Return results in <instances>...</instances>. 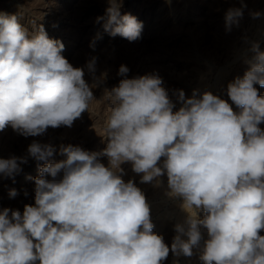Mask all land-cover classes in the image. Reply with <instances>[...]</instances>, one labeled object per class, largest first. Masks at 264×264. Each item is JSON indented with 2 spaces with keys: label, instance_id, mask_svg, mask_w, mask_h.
Returning a JSON list of instances; mask_svg holds the SVG:
<instances>
[{
  "label": "clouds",
  "instance_id": "9594fccd",
  "mask_svg": "<svg viewBox=\"0 0 264 264\" xmlns=\"http://www.w3.org/2000/svg\"><path fill=\"white\" fill-rule=\"evenodd\" d=\"M123 2L107 0L96 23L113 38L135 42L143 22L122 14ZM246 8L240 0V7L225 11L226 33L239 27ZM249 15L257 19L262 13ZM101 38L98 32L93 50ZM64 49L42 26L30 33L20 15L0 12V131L11 127L25 138L43 136L49 128H71L89 112L97 100L93 89L107 72L96 75V56L74 67ZM243 63V75L227 84L228 99L199 89L190 97L182 89L169 90L155 71L129 78L130 69L121 64L118 85L102 97L109 107L102 151L72 144L57 149L34 139L26 155L0 158V179L13 182L29 158L38 162V176L27 177L34 181V204H25L22 213L0 209V264H164L170 253L192 257L194 249H200L202 264H264L259 41L250 42ZM57 152L63 159H50ZM125 163L141 184L160 187L167 177L165 194L179 200L184 213L170 246L154 232L144 192L133 179H123ZM19 194L8 190L9 199ZM23 195H29L26 189Z\"/></svg>",
  "mask_w": 264,
  "mask_h": 264
},
{
  "label": "rangeland",
  "instance_id": "374dc122",
  "mask_svg": "<svg viewBox=\"0 0 264 264\" xmlns=\"http://www.w3.org/2000/svg\"><path fill=\"white\" fill-rule=\"evenodd\" d=\"M244 2L247 3V8L244 10V16L239 27H233L230 33H226L224 13L230 7H240V0H171L170 4L166 3L165 0H124L121 13H131L143 22L141 38L135 42H129L119 36L114 38L109 36L103 32L101 25L96 23V18L105 14V9L108 6L107 0H1L0 12L20 15L21 23L30 33L42 26L50 39L62 41L65 45L62 55L73 66L75 64L74 67H84L90 57L96 56V75L100 76L101 73L106 71L107 78L93 89L97 100L92 102L89 112L83 113L82 117L77 119L71 128L64 126L57 129L49 128L43 136L37 138L20 136L11 127L0 131V158L8 159L11 156L26 155L27 148L34 139L41 143H51L57 149L60 144H72L79 145L89 151H102L106 147V141L101 136L109 113L108 102L102 97L106 88L111 89L113 86L118 85V80L121 77L117 73L121 64L127 65L130 69L129 78L154 71L158 72L165 80L164 86L167 89H182L188 97L192 95L193 89H199L197 84L202 79L207 86L211 87L213 94L228 99L226 95L227 84L237 75L242 76L247 68V65L242 62L250 42L259 41L261 50H264V0H244ZM169 8L170 10H168ZM257 10L262 13L263 18H261L263 20L261 18L259 20L258 18L253 19L249 15L250 11ZM168 11L170 12L168 13ZM259 22L261 23L259 24ZM98 32L102 38L96 41L95 50H93L89 45ZM259 32L262 33L259 34ZM117 43H119V46ZM237 46L240 48L238 49ZM189 49L194 50L189 51ZM239 50L243 51L238 53ZM197 51L202 53L197 54ZM190 55H194L195 58L191 59ZM192 60L195 62H192ZM238 61H242V64ZM191 66L195 69H192ZM216 71L218 74L219 72L222 73V78L217 81L219 85L214 80L218 77ZM84 78L89 84L93 83L92 77L88 74L86 68ZM256 87L259 93L264 95V87L259 85H256ZM199 90L200 92L206 91ZM173 99L175 98L173 97ZM260 127L264 129V124H261ZM50 159L58 161L63 157L59 156L57 152ZM102 162L107 165V158H102ZM43 163L39 162L41 166ZM21 167L23 171L15 177V182L12 179H0V209L8 207L19 209L22 213L25 204H34V181L27 179V177L38 176V162L29 158L28 163L21 165ZM122 168L126 172L123 179L126 182L133 179L139 186L140 177L138 178V175L132 171L131 165L125 163ZM161 179L162 182L164 181L163 183H167L166 176ZM145 185L152 186V184L147 183ZM140 186L139 188L143 190ZM10 188H15L20 193L15 199L8 198ZM164 188L166 189V187L156 189L155 193H151L149 189L147 192L144 189L143 192H146L147 201L154 203L150 204L155 208L151 212L152 222L155 223L154 232L162 235L165 243L170 246L175 235L174 227L172 228V226L161 222L160 215L162 212L178 205L179 200H169V197L165 194L167 189ZM25 189L29 193L27 197L23 195ZM159 189L161 192H159ZM163 189L164 191H162ZM260 235H264V231ZM204 236L206 239V232H204ZM202 245L203 241L201 247ZM194 250L197 252L194 251L192 257L180 256L177 258L170 253L164 264H172L174 259L178 260V264H186V262L187 264H202L198 256L200 255V249Z\"/></svg>",
  "mask_w": 264,
  "mask_h": 264
},
{
  "label": "bare ground",
  "instance_id": "6f19581e",
  "mask_svg": "<svg viewBox=\"0 0 264 264\" xmlns=\"http://www.w3.org/2000/svg\"><path fill=\"white\" fill-rule=\"evenodd\" d=\"M1 1V0H0ZM160 1V0H159ZM183 2V1H182ZM236 2V1H235ZM189 3V2H188ZM191 4V3H190ZM194 4V3H193ZM247 4V3H246ZM173 5V4H172ZM168 7V6H167ZM194 7V6H193ZM256 7V6H255ZM1 8V7H0ZM10 8V7H9ZM17 8V7H16ZM4 9V8H3ZM12 9V8H11ZM189 9V8H188ZM167 10V8L165 9V11ZM168 10H170V8L168 9ZM249 10V9H248ZM158 11V10H157ZM173 11V10H172ZM258 11V10H257ZM161 12V11H160ZM170 11H168V13H169ZM182 12V11H181ZM12 13V12H11ZM163 15V14H162ZM174 15V14H173ZM176 15V14H175ZM189 15V14H188ZM171 16V15H170ZM177 16H178V14H177ZM78 17V16H77ZM167 17V16H166ZM182 17V16H181ZM194 17V16H193ZM246 17V16H245ZM263 18V16H260L259 18ZM86 18V17H85ZM169 18V17H168ZM171 18V17H170ZM180 18V17H179ZM259 18H258V20H259ZM261 18V20H263ZM173 19V18H172ZM177 19V18H176ZM171 20V19H170ZM175 20V19H174ZM173 20V21H174ZM261 22H263V21H261ZM261 22H259V24L261 23ZM180 23V22H179ZM177 25V24H176ZM188 25V24H187ZM253 25V24H252ZM184 26V25H183ZM259 26V25H258ZM257 26V27H258ZM177 27V26H176ZM249 28H250V26H249ZM251 30V29H250ZM259 30V29H258ZM258 30H256V31H258ZM83 31V30H82ZM93 32V31H92ZM100 32V31H99ZM158 32V31H157ZM264 32V31H263ZM66 33V32H65ZM262 32H259V34H261ZM175 34V33H174ZM254 34V33H253ZM264 34V33H263ZM262 34V35H263ZM67 35V34H66ZM261 35V36H262ZM87 36V35H86ZM89 36V35H88ZM173 36V35H172ZM255 36V35H254ZM167 38V37H166ZM91 39V38H90ZM242 40H244V39H242ZM235 41V40H234ZM89 42V41H88ZM169 42V41H168ZM191 42V41H190ZM184 43V42H183ZM118 44V46H119V43H117ZM246 45V44H245ZM70 46V45H69ZM90 46V45H89ZM235 46V45H234ZM241 46L243 47V45L241 44ZM241 47V48H242ZM246 47V46H245ZM104 48V47H103ZM237 48H238V46H237ZM236 48V49H237ZM240 48V47H239ZM238 48V49H239ZM249 48V47H248ZM89 49H90V47H89ZM119 50V49H118ZM192 50H194V49H192ZM192 50H190L189 49V51H192ZM244 50H246V49H244ZM90 51V50H89ZM120 51V50H119ZM236 51V50H235ZM243 50H239L238 51V53H240V52H242ZM88 52V51H87ZM92 52V51H91ZM188 52V51H187ZM193 52H195V51H193ZM199 52H201V51H199ZM198 51H197V54H200ZM202 53V52H201ZM230 53V52H229ZM86 54V53H85ZM196 55V54H195ZM234 55V54H233ZM191 57V59H194L195 58V56L194 55H190ZM198 56V55H197ZM243 56V55H242ZM82 57V56H81ZM183 57V56H182ZM188 57H189V55H188ZM239 57V56H238ZM79 58V57H78ZM158 58V57H157ZM197 58H199V57H197ZM233 58H235V57H233ZM145 59V58H144ZM185 59H186V57H185ZM191 59H190V62H191ZM204 59V58H203ZM196 60V62H197V59H195ZM146 61V60H145ZM194 60H192V62H193ZM205 61V60H204ZM207 61V60H206ZM211 61V60H210ZM195 62V61H194ZM202 62V61H201ZM208 62H209V60H208ZM208 62H206V63H208ZM235 62V61H234ZM233 62V63H234ZM238 62H240V61H238ZM242 62V61H241ZM240 62V64H242ZM77 63V62H76ZM103 63V62H102ZM197 63H199V62H197ZM203 63V62H202ZM212 63V62H211ZM156 64V63H155ZM154 64V65H155ZM190 65V64H189ZM196 65V64H195ZM74 66H75V64H74ZM169 66V65H168ZM209 66V65H208ZM207 66V67H208ZM101 67V66H100ZM157 67V66H156ZM155 67V68H156ZM192 67V66H191ZM243 67V66H242ZM154 68V69H155ZM194 67H192V69H193ZM204 68V67H203ZM159 69V68H158ZM170 69V68H169ZM190 69V68H189ZM195 69V68H194ZM199 69V68H198ZM162 70V69H161ZM185 70V69H184ZM204 70V69H203ZM208 70V69H207ZM209 70H210V68H209ZM221 70V69H220ZM227 70H229V69H227ZM181 71V70H180ZM190 71V70H189ZM188 71V72H189ZM199 71V70H198ZM205 71V70H204ZM218 71V70H217ZM217 71L215 72V73H217ZM223 71H224V69H223ZM162 72V71H161ZM209 72V71H208ZM211 72V71H210ZM180 73V72H179ZM183 73V72H182ZM204 73V72H203ZM190 74V73H189ZM191 75V74H190ZM203 75V74H202ZM208 75V74H207ZM210 75V74H209ZM217 75H218V77H217V79H214L215 77V75L213 76L214 78V80H216V83H217V81H219L221 78H222V73L221 72H219V74L217 73ZM226 75V74H225ZM161 76V75H160ZM87 77V76H86ZM205 77V76H204ZM170 78V77H169ZM182 78V77H181ZM185 78V77H184ZM203 78V77H202ZM210 78V77H209ZM212 78V77H211ZM179 79V78H178ZM198 79H199V77H198ZM198 79H197V81H198ZM207 79V78H206ZM165 81V80H164ZM222 81V80H221ZM118 82H119V80H118ZM215 82V81H214ZM210 83V82H209ZM212 84V83H211ZM218 84V83H217ZM195 85V84H194ZM193 85V86H194ZM213 85V84H212ZM219 85V84H218ZM101 86V85H100ZM103 86V85H102ZM101 86V87H102ZM197 86H198V88L199 89H202V90H206V91H211V87L210 86H207L206 84H205V82L202 80V79H200L199 81H198V84H197ZM196 86V87H197ZM214 86V85H213ZM212 86V87H213ZM195 87V86H194ZM193 87V88H194ZM208 87V88H207ZM196 89V88H195ZM218 89V88H217ZM104 90V89H103ZM103 92V91H102ZM191 92V91H190ZM190 94V93H189ZM215 94V93H214ZM102 95V94H101ZM178 106V105H177ZM46 136V135H45ZM45 136H44V138H45ZM91 136V135H90ZM37 138V137H36ZM90 139V138H89ZM40 140V139H39ZM46 141V140H45ZM3 142V141H2ZM2 147V146H1ZM95 151V150H94ZM56 157V156H55ZM126 173V172H125ZM34 174V173H33ZM27 175V174H26ZM129 175V174H128ZM126 176V175H125ZM138 178L140 177L139 175L137 176ZM26 178V177H25ZM137 181V180H136ZM164 182V181H163ZM138 183V182H137ZM137 185V184H136ZM141 185V186H140ZM140 187H142L143 188V190L144 189H146V192H147V190L149 189L150 190V192L151 193H155L156 192V189H158V188H163V187H166V189H167V183H162V185L160 186V187H154L153 185L150 187H148L147 185H145V184H141L140 183ZM1 186V185H0ZM138 186V187H139ZM1 188V187H0ZM160 189H159V192H161L160 191ZM165 189V188H164ZM164 189L162 190V191H164ZM165 189V190H166ZM142 190V191H143ZM1 191V190H0ZM146 192L144 193L145 194V196H146ZM151 197V196H150ZM153 197V196H152ZM157 197V196H156ZM155 199V198H154ZM169 200H170V198H169ZM168 200V201H169ZM172 200V199H171ZM148 202V201H147ZM173 202V201H172ZM171 202V203H172ZM149 203V202H148ZM151 203H153V202H150L149 203V205L151 204ZM154 204V203H153ZM160 204V203H159ZM179 204V203H178ZM2 205V204H1ZM150 208H151V212H153L154 211V207L153 206H151L150 205ZM158 208V207H157ZM21 209V208H20ZM157 211V210H156ZM159 211V210H158ZM159 214V213H158ZM153 215V214H152ZM157 216V215H156ZM161 216V218H160V221L161 222H163V223H166V224H168L169 226H172V228L174 227V224L176 223V222H178V221H182L183 219H184V213H182L181 211H180V209H179V207H178V205H175V206H173V207H171V209H169V210H166V211H164V212H162V214L160 215ZM160 216H158V217H160ZM158 219V218H157ZM155 221H156V219H155ZM154 222V221H153ZM158 223H159V221H157ZM161 222H160V224H161ZM155 224V223H154ZM159 225V224H158ZM164 225V224H163ZM161 226H162V224H161ZM159 227H160V225H159ZM171 228V229H172ZM168 240V239H167ZM167 243H169V242H167ZM203 246V245H202ZM195 251V250H194ZM195 252H197V251H195ZM199 252V251H198ZM196 254V253H195ZM199 256V255H198ZM184 258V257H183ZM187 259V258H186ZM194 259V258H193ZM192 259V260H193ZM175 260V259H174ZM182 260V259H181ZM184 260V259H183ZM188 260V259H187ZM172 261V260H171ZM195 262H196V260H194ZM200 261V260H199ZM184 263L186 262V261H183ZM189 263H191V262H189ZM171 264V263H170ZM172 264H173V262H172ZM186 264H187V262H186ZM196 264V263H195Z\"/></svg>",
  "mask_w": 264,
  "mask_h": 264
}]
</instances>
